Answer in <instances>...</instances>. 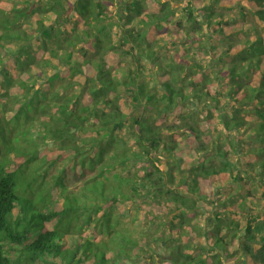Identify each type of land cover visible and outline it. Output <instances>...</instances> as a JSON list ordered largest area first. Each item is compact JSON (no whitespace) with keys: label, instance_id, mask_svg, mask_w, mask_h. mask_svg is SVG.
<instances>
[{"label":"trees","instance_id":"obj_1","mask_svg":"<svg viewBox=\"0 0 264 264\" xmlns=\"http://www.w3.org/2000/svg\"><path fill=\"white\" fill-rule=\"evenodd\" d=\"M155 257L264 264V0H0V264Z\"/></svg>","mask_w":264,"mask_h":264},{"label":"rangeland","instance_id":"obj_2","mask_svg":"<svg viewBox=\"0 0 264 264\" xmlns=\"http://www.w3.org/2000/svg\"><path fill=\"white\" fill-rule=\"evenodd\" d=\"M112 12H114V8L111 9ZM170 121H172V119L170 118ZM43 191L41 192V195H43ZM149 264H163L162 263V259L160 257H155V262H149Z\"/></svg>","mask_w":264,"mask_h":264}]
</instances>
